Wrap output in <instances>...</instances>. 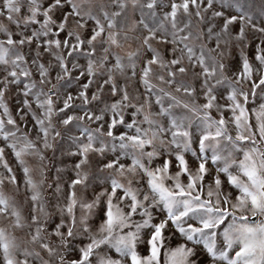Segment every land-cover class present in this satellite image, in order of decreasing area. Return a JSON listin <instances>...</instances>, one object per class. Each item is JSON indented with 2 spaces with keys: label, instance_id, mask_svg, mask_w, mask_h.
<instances>
[{
  "label": "snow or ice",
  "instance_id": "snow-or-ice-1",
  "mask_svg": "<svg viewBox=\"0 0 264 264\" xmlns=\"http://www.w3.org/2000/svg\"><path fill=\"white\" fill-rule=\"evenodd\" d=\"M0 264H264V0H0Z\"/></svg>",
  "mask_w": 264,
  "mask_h": 264
}]
</instances>
